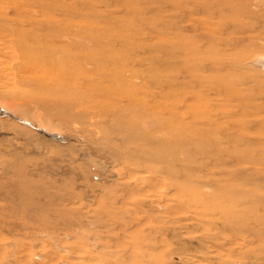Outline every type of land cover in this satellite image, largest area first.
<instances>
[{
  "label": "rangeland",
  "instance_id": "rangeland-1",
  "mask_svg": "<svg viewBox=\"0 0 264 264\" xmlns=\"http://www.w3.org/2000/svg\"><path fill=\"white\" fill-rule=\"evenodd\" d=\"M45 8L99 55L92 85L0 55V264H264V0Z\"/></svg>",
  "mask_w": 264,
  "mask_h": 264
},
{
  "label": "bare ground",
  "instance_id": "bare-ground-1",
  "mask_svg": "<svg viewBox=\"0 0 264 264\" xmlns=\"http://www.w3.org/2000/svg\"><path fill=\"white\" fill-rule=\"evenodd\" d=\"M26 5L27 0H0V55L11 56L16 60L15 69L11 66L9 74L19 75L21 82H25L29 73L43 72V81L48 83L92 85L88 76L89 66L93 55L99 54L91 52L88 45L87 21L84 20L80 25H65L59 16L48 12L53 10L47 11L45 8L43 20H31L34 25L28 30L30 20L26 15ZM42 8L44 9L43 5ZM42 27L45 29L44 33L38 34L37 31ZM100 55L103 56L101 52ZM74 69L81 72V79L72 77ZM11 76L13 78V75L8 78ZM0 110H3L1 105Z\"/></svg>",
  "mask_w": 264,
  "mask_h": 264
}]
</instances>
